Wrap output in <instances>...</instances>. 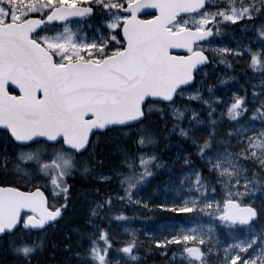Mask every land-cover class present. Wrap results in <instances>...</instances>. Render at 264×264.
Listing matches in <instances>:
<instances>
[{"label": "snow or ice", "instance_id": "snow-or-ice-1", "mask_svg": "<svg viewBox=\"0 0 264 264\" xmlns=\"http://www.w3.org/2000/svg\"><path fill=\"white\" fill-rule=\"evenodd\" d=\"M229 26L250 35L230 46ZM240 61L257 83L225 99L217 85L234 77L210 83L208 68ZM173 136L184 171L153 206L188 223L121 239L117 206L149 208L139 192ZM77 175L92 188L67 264H140L146 248L167 264H264V0H0V239L18 264L74 210Z\"/></svg>", "mask_w": 264, "mask_h": 264}, {"label": "trees", "instance_id": "trees-1", "mask_svg": "<svg viewBox=\"0 0 264 264\" xmlns=\"http://www.w3.org/2000/svg\"><path fill=\"white\" fill-rule=\"evenodd\" d=\"M240 29L241 27L239 26L225 27L223 35L217 39L222 40L230 46L236 44L237 42H241L247 38V35L250 34L243 35L241 32H237ZM208 71L210 73V83H216L217 76H223L226 74L234 77V79L230 80L227 85H217V93L222 95L225 99H227L233 91H237L241 87L249 89L250 93L252 85L257 83V81L249 79L253 74L246 68L243 61H240L231 69L225 68L222 64L216 66L210 65ZM193 106L197 108L201 107L198 104H194ZM153 120H156V117H153ZM157 123H159V121H157ZM257 123L259 122L257 121ZM226 126L227 124L225 122V124H223V128L220 126V131L222 132ZM199 130L202 132L204 131L203 128H200ZM111 136L112 134L102 135L100 138V144L97 148L98 153L105 158L106 163H110L111 160L115 159L114 155H109V153H114L116 144L115 140H110ZM160 147L161 149H164L162 152V159L166 162V166L159 169L139 192V196L149 202V208H144L139 205L117 206L124 211L126 216L131 218L128 222L133 229L138 230L140 240L146 242L147 238L150 236L166 235L173 228L188 223L185 219L187 214L175 213L171 210L160 209L153 206L158 205L165 197L168 199H171L170 195L173 197L172 189L176 186V184H179L180 175L182 171H184L180 162L175 160V156L177 151L181 148L188 147V144L179 140L176 136H173L170 145L166 149L164 144H161ZM83 180L81 178L69 180V183L73 186L71 197L75 208L70 211L65 216V219L61 220L56 227L48 230V237L46 241L47 246L43 251L36 255L33 264H67L70 253L64 249V245L69 243V241L65 240V236L71 235L72 238L70 242L73 248H75L77 237L72 234L70 230L74 223H77L82 219L87 208L85 199L90 194L92 188V185L88 182L86 177ZM112 190H116L115 186H113ZM75 201L78 203H75ZM138 209L153 210L154 212L150 218L144 220L138 217ZM115 223L118 222L114 221L113 224ZM261 224L264 225V221L262 223L258 222L257 227H260ZM221 238L226 239L223 233H221ZM8 239L9 238H3L0 240V264H18L16 255L9 247ZM170 257L171 252L167 255H161L155 248L151 250L146 248L142 250V259L140 264H167ZM73 264H75V261H73Z\"/></svg>", "mask_w": 264, "mask_h": 264}, {"label": "rangeland", "instance_id": "rangeland-1", "mask_svg": "<svg viewBox=\"0 0 264 264\" xmlns=\"http://www.w3.org/2000/svg\"><path fill=\"white\" fill-rule=\"evenodd\" d=\"M232 37V35H231ZM221 128H223V125H221ZM203 133L202 131L198 130L197 134H201ZM151 179V177L149 178V180ZM170 197L172 198V196L170 195ZM257 201H258V197H257ZM85 202L87 203L86 199H85ZM259 202V201H258ZM139 210V209H138ZM154 211L153 210H139L138 211V217L140 219H144L146 220L147 218H150L152 216V213ZM264 220H261L259 221L260 223H262ZM262 225V224H261ZM123 227H129V228H132L130 226V223L127 221V222H118V223H115L112 225V230L113 232L115 233H119L121 234L120 235V238L123 239L125 238L123 235H122V232H123Z\"/></svg>", "mask_w": 264, "mask_h": 264}, {"label": "bare ground", "instance_id": "bare-ground-1", "mask_svg": "<svg viewBox=\"0 0 264 264\" xmlns=\"http://www.w3.org/2000/svg\"><path fill=\"white\" fill-rule=\"evenodd\" d=\"M237 32H241L243 35H246V33H245V31H243L242 29H240V30H238ZM247 34H250V33H247ZM164 176V175H163ZM166 176V175H165ZM76 179H79V178H81L82 180L83 179H85V177H83L82 175H77L76 177H75ZM174 178V177H173ZM84 181V180H83ZM174 182V181H173ZM163 184V183H162ZM176 184V183H175ZM177 185V184H176ZM173 187V186H172ZM169 188V187H168ZM171 194H172V192H171ZM77 201H75V203H76ZM78 203V202H77ZM85 203V202H84ZM74 208H75V206H74Z\"/></svg>", "mask_w": 264, "mask_h": 264}]
</instances>
